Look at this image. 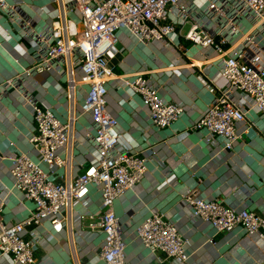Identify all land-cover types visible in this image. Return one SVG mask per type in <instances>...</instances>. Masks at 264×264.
<instances>
[{"label":"built area","instance_id":"2783aa9c","mask_svg":"<svg viewBox=\"0 0 264 264\" xmlns=\"http://www.w3.org/2000/svg\"><path fill=\"white\" fill-rule=\"evenodd\" d=\"M50 1L59 5L62 12L58 21L37 32L29 31L30 24L16 15L8 0H0V12L16 27L20 26V39L30 46L26 50L29 63L15 77L0 83V98L12 89L22 93L19 88L26 79L57 73L65 78L64 93L70 105L69 116L64 118L25 94L34 121L29 143L37 157L16 155L11 174L14 189L32 204V209L23 220L4 225L2 214L8 190L0 185V255L10 257L13 264H43L37 251L46 242L42 230L47 223L54 234L76 232L81 248L88 238L103 234L99 251L102 261L128 264L116 203L128 190L143 183L147 163L156 154L148 155L149 149L141 145L136 148L123 139L118 121L108 107V85L117 81L131 89L148 110L154 131L169 129L187 107L163 98L159 86L147 73L115 74L110 59L116 56L119 32L125 31L143 44H169L174 37L176 47L187 51L182 38L190 46L216 53L225 86L188 129L205 133L204 143L210 150L220 139L224 149L232 151L242 138L239 126L248 123V112L238 105V98L251 99L264 117V51L257 46L253 34V30L264 29V0H203L202 5L196 3L198 0H70L69 10L64 0ZM244 20H251V30H243ZM186 26L188 31L182 35ZM191 66L201 68L194 62ZM84 87V99L79 105L76 94ZM79 114H87L91 119L92 129L82 136L97 156L86 161L80 174L62 183L58 178L69 168L70 160L61 153L70 151L75 141ZM92 189L100 193L101 208L93 213L76 211L77 204L87 206ZM182 197L192 217L209 223L217 233L241 228L249 237L264 241V217L257 212L238 210L219 198L203 199L198 187L187 188ZM85 226L88 231L83 230ZM136 234L153 257L161 253L173 263L189 261L183 236L161 212L152 211L137 226Z\"/></svg>","mask_w":264,"mask_h":264},{"label":"crops","instance_id":"0c3cea01","mask_svg":"<svg viewBox=\"0 0 264 264\" xmlns=\"http://www.w3.org/2000/svg\"><path fill=\"white\" fill-rule=\"evenodd\" d=\"M8 1L16 15L30 24L29 31H44L58 21L62 12L61 7L50 0ZM196 3L202 5L204 2L198 0ZM64 5L68 10L72 7L70 0H64ZM243 24L244 31L252 29L251 20H244ZM18 26L0 12V83L15 77L30 61L26 51L30 46L20 39L22 32ZM188 28L183 29L182 35ZM253 34L257 46L264 51V29L253 30ZM118 37L116 56L110 59L115 74L147 73L159 86L163 98L187 107L169 129L154 131L150 128L148 110L131 89L117 81L108 85V107L118 121L123 139L135 144L136 148L141 145L149 149L148 155L156 154L147 163L143 183L128 190L116 203L115 210L126 240L127 263L177 264L166 260L161 253L153 257L136 234L137 226L152 211H159L183 236L190 257L186 264H264V241L256 236L249 237L241 228L231 233H217L209 223L192 217L182 197L187 188L198 187L203 199L219 198L230 207L252 210L264 217V117L251 99L239 97L238 105L248 112V123L238 128L242 138L232 151H226L220 139L210 150L204 143L205 133L188 128L206 112L225 86L216 53L201 46H189L187 51H182L176 47L174 37L169 44L157 41L143 44L125 31L119 32ZM192 62L201 68L191 66ZM20 86L22 93L12 89L0 98V185L8 190L2 214L3 224L7 226L23 220L32 209V204L14 189L11 174L16 155L37 157L29 143L34 121L26 92L41 107L56 110L59 116L67 118L70 111L64 93L65 78L57 73L38 74ZM85 91L86 87L76 94L79 105ZM91 129L89 115L79 114L74 129L75 141L70 151L61 153L69 158L70 166L60 173L59 182L70 181L84 170L86 161L97 156L90 142L82 136ZM100 208L101 196L97 189L91 190L86 207L74 206L78 212L93 213ZM83 230L88 231L87 226ZM43 231L46 242L37 251L43 264H105L99 253L103 234L88 238L81 248L82 242L77 241L76 232L54 234L47 223ZM0 264H13V261L0 255Z\"/></svg>","mask_w":264,"mask_h":264},{"label":"trees","instance_id":"16d2710c","mask_svg":"<svg viewBox=\"0 0 264 264\" xmlns=\"http://www.w3.org/2000/svg\"><path fill=\"white\" fill-rule=\"evenodd\" d=\"M181 42L185 44V47H189L191 44L180 38Z\"/></svg>","mask_w":264,"mask_h":264},{"label":"rangeland","instance_id":"374dc122","mask_svg":"<svg viewBox=\"0 0 264 264\" xmlns=\"http://www.w3.org/2000/svg\"><path fill=\"white\" fill-rule=\"evenodd\" d=\"M69 2V1H68Z\"/></svg>","mask_w":264,"mask_h":264}]
</instances>
